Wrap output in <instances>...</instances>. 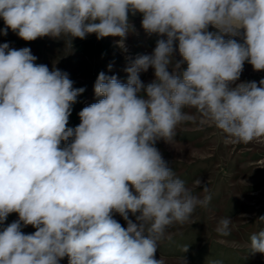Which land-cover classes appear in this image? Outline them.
Returning a JSON list of instances; mask_svg holds the SVG:
<instances>
[{
	"label": "clouds",
	"instance_id": "obj_1",
	"mask_svg": "<svg viewBox=\"0 0 264 264\" xmlns=\"http://www.w3.org/2000/svg\"><path fill=\"white\" fill-rule=\"evenodd\" d=\"M130 14H141L144 32L161 38L128 64L126 82L98 74L100 99L82 108L75 128L69 117L85 88L37 64L30 48L0 44V225L18 214L0 230V264L65 257L68 264H164L155 254L167 229L211 196L195 195L157 142L170 144L177 126L193 119L186 108L221 130L225 143L264 139V78L237 83L245 62L264 71V0H0V35L71 46L95 34L119 37L123 48L135 31ZM149 68L155 79L145 85L140 73ZM230 224L220 219L216 232L230 235ZM29 225L36 230L25 234ZM250 248L264 254V229L251 235Z\"/></svg>",
	"mask_w": 264,
	"mask_h": 264
},
{
	"label": "rangeland",
	"instance_id": "obj_2",
	"mask_svg": "<svg viewBox=\"0 0 264 264\" xmlns=\"http://www.w3.org/2000/svg\"><path fill=\"white\" fill-rule=\"evenodd\" d=\"M135 31L130 32L121 48L119 37L97 39L89 34L85 39L75 38L72 45H66L63 39L50 37L24 41L14 32L0 35V44L8 43L10 48L28 47L37 57V64H45L69 74L73 87L85 88L72 105L68 127L75 128L80 123L78 113L83 107L98 101L94 94V83L98 74L116 75L121 82L127 81L125 68L137 55L151 54L156 42L161 37L148 35L141 27V14L129 15ZM4 22L0 19V28ZM209 31H214L210 26ZM239 41V38H235ZM177 51L175 60H180ZM112 68L109 70L108 65ZM187 65H182L186 69ZM171 71V68L169 69ZM264 78V71H254L245 62L240 82L259 81ZM140 79L147 85L155 79L154 69L140 73ZM193 119L179 124L170 144L160 140L156 147L162 153L175 175L185 181L186 186L195 195L203 198L210 195L207 207H197L184 224L170 226L165 237L159 242L156 259L164 264H181L183 255L188 264H209L218 260L222 264H264V254H251L250 237L264 229V139L250 143H225V135L211 123H202L201 116L195 109H185ZM63 146V143H62ZM201 180L196 187L194 181ZM208 187L204 193L203 187ZM114 218L126 227L124 219L115 214ZM129 218L135 217L129 213ZM230 218V235L221 236L216 232L220 219ZM18 219L17 213H11L0 230ZM32 226L22 228L25 234L33 233ZM189 246L186 253L184 246ZM60 264H68L65 257Z\"/></svg>",
	"mask_w": 264,
	"mask_h": 264
}]
</instances>
